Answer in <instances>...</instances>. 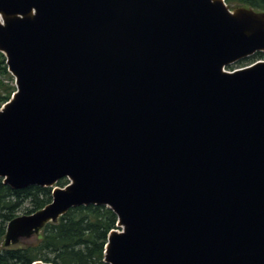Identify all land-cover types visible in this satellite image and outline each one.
<instances>
[{"label": "water", "instance_id": "1", "mask_svg": "<svg viewBox=\"0 0 264 264\" xmlns=\"http://www.w3.org/2000/svg\"><path fill=\"white\" fill-rule=\"evenodd\" d=\"M257 52L224 0H0V178L52 187L5 244L97 205L106 264H264V61L226 71Z\"/></svg>", "mask_w": 264, "mask_h": 264}, {"label": "trees", "instance_id": "2", "mask_svg": "<svg viewBox=\"0 0 264 264\" xmlns=\"http://www.w3.org/2000/svg\"><path fill=\"white\" fill-rule=\"evenodd\" d=\"M230 9L252 8L264 12V0H224ZM264 59V53L242 59L236 64H250ZM16 88L14 79L0 53V108ZM66 180L57 182L63 187ZM51 187L29 186L20 190L10 189L0 178V264H32L42 261L51 264H106L105 246L111 230L116 229L117 217L106 206L88 205L70 209L57 222L46 224L35 235L34 241L4 247L8 223L20 213H34L51 202Z\"/></svg>", "mask_w": 264, "mask_h": 264}, {"label": "rangeland", "instance_id": "3", "mask_svg": "<svg viewBox=\"0 0 264 264\" xmlns=\"http://www.w3.org/2000/svg\"><path fill=\"white\" fill-rule=\"evenodd\" d=\"M232 10V9H231ZM261 60H264V59H259V61H261ZM255 61H258V60H254V62ZM253 63V62H252ZM248 65H250V64H248ZM247 65V63H245V64H240V65H238V64H232V65H230V66H228V67H226V70L227 71H233V70H236V69H240V68H243V67H246V66H248ZM24 213H20L19 214V216H21V215H23ZM118 231H121L122 229L121 228H118L117 229ZM40 231V230H39ZM39 231L38 232H36L35 234H33L32 236H30L29 238H20L18 241H19V243H27V242H29V241H34L35 240V235L37 234V233H39ZM12 246H14V243H10L9 245H6L5 244V241H4V247H12ZM40 262H42V261H40ZM42 263H45V262H42ZM49 264H51V263H49Z\"/></svg>", "mask_w": 264, "mask_h": 264}, {"label": "bare ground", "instance_id": "4", "mask_svg": "<svg viewBox=\"0 0 264 264\" xmlns=\"http://www.w3.org/2000/svg\"><path fill=\"white\" fill-rule=\"evenodd\" d=\"M261 61H264V60H261Z\"/></svg>", "mask_w": 264, "mask_h": 264}]
</instances>
